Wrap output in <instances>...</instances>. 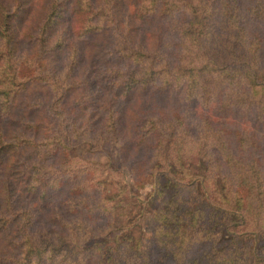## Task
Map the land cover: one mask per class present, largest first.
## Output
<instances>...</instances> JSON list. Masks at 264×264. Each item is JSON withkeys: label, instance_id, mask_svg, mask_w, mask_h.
I'll return each mask as SVG.
<instances>
[{"label": "trees", "instance_id": "obj_1", "mask_svg": "<svg viewBox=\"0 0 264 264\" xmlns=\"http://www.w3.org/2000/svg\"><path fill=\"white\" fill-rule=\"evenodd\" d=\"M0 264H264V0H0Z\"/></svg>", "mask_w": 264, "mask_h": 264}, {"label": "rangeland", "instance_id": "obj_2", "mask_svg": "<svg viewBox=\"0 0 264 264\" xmlns=\"http://www.w3.org/2000/svg\"><path fill=\"white\" fill-rule=\"evenodd\" d=\"M37 2H39L40 0H36ZM25 16H23L22 18H20V26L22 24L25 23ZM22 46H24V49H28L27 51L29 53H31L32 50V46L31 43L27 40H24V42L22 43ZM34 85V84H32ZM41 86H31L27 91L24 92V94H22L21 96V102L19 103V105H15L12 113H11V117H9L8 119H6V123H4V128L7 131V133H9V135L13 134L14 132H19L22 130V124L21 122L23 121H32L34 119H39L42 121L43 125L41 126L42 130H47V129H56L57 127L53 124L54 120L57 119L59 116L57 115V111L56 108H53L52 110L49 108V103L53 100L49 95H45L44 92L41 90L40 88ZM164 103H168L167 101H169V97L165 98L164 97ZM31 104L33 107V111L32 112H27V105ZM39 103V104H38ZM163 103V104H164ZM168 104H164V105H168ZM71 117V114H68V118ZM101 119V118H100ZM100 119L99 121L97 120V118H94V121H98V125H100ZM78 122H80V124H84L86 122V117L85 115L80 116L78 119ZM240 121H242V118L240 119ZM65 125H68L67 123H65ZM98 127V126H97ZM53 130H51L50 133H53ZM66 130H68V126L66 127ZM57 134V132H55ZM94 133V132H93ZM25 134L27 135H34L35 138H42L43 132L42 131H37V132H32V131H25ZM53 135V134H52ZM89 137H92V132L89 131ZM94 136V135H93ZM69 153L74 157V159L76 158H84L87 160H101V161H105L108 160V158L112 159L113 164H119L115 158V154L114 151L111 149V146H109V144H104L103 146H97L93 143L89 142V139H80L78 141L75 142V145L70 149ZM122 168H120L122 170V174H124L126 180L132 182V178L130 175V172L128 171V169L125 166H121ZM123 177V175H122ZM124 178V179H125ZM151 176L147 175L146 178H144L143 180V184L141 186V184L139 185L138 188V193L139 196L143 199L146 194L148 193V191L151 189L152 184L150 183ZM110 189H114V183H111V181L109 180V183H106L105 186V190L107 192L110 191ZM123 200L127 201V197L126 195H121ZM56 204L59 203V201L55 202ZM127 207H119L120 210L122 211H128L130 206L126 205ZM47 211V210H46ZM46 211H43L40 215V221L38 223V225H41L43 221L45 220H49L47 218V215L50 214V212H47V214H45ZM134 213V212H132ZM50 221V220H49ZM140 223L142 225H144V221L143 219H140Z\"/></svg>", "mask_w": 264, "mask_h": 264}]
</instances>
